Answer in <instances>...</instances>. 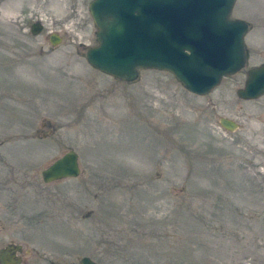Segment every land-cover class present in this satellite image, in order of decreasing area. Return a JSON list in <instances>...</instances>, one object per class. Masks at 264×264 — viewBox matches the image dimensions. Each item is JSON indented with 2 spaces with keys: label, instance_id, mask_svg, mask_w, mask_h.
Here are the masks:
<instances>
[{
  "label": "rangeland",
  "instance_id": "1",
  "mask_svg": "<svg viewBox=\"0 0 264 264\" xmlns=\"http://www.w3.org/2000/svg\"><path fill=\"white\" fill-rule=\"evenodd\" d=\"M92 2L0 0V182L22 186L76 264H264V97L239 98L245 71L198 96L166 71L96 70ZM231 19L249 24L246 70L263 65L264 0H238ZM70 151L80 176L44 183Z\"/></svg>",
  "mask_w": 264,
  "mask_h": 264
},
{
  "label": "water",
  "instance_id": "2",
  "mask_svg": "<svg viewBox=\"0 0 264 264\" xmlns=\"http://www.w3.org/2000/svg\"><path fill=\"white\" fill-rule=\"evenodd\" d=\"M237 0H93L90 13L98 29V46L87 53L96 70L127 83L139 78V70L171 73L190 93L205 96L223 78L240 72L247 62L245 36L248 24L231 20ZM44 26L36 23L32 34ZM53 46L62 42L52 35ZM264 95V66L248 73L239 98ZM235 131L237 124L222 119ZM79 155L66 153L43 172L46 183L78 178ZM83 264H95L83 259Z\"/></svg>",
  "mask_w": 264,
  "mask_h": 264
},
{
  "label": "flooded vegetation",
  "instance_id": "3",
  "mask_svg": "<svg viewBox=\"0 0 264 264\" xmlns=\"http://www.w3.org/2000/svg\"><path fill=\"white\" fill-rule=\"evenodd\" d=\"M245 49L247 66L249 56L247 54L246 46ZM246 66L239 72L242 73L245 71L247 75L245 84L248 81L249 71L255 68L263 67L264 64H261L260 66H252L249 70H246ZM233 76L224 78L221 81V84L225 79ZM221 84L219 86H221ZM262 97H264V95L260 98ZM50 129H54V127L51 125ZM11 134L12 133H10V135L5 133L0 135L1 148H4L5 145L8 146V142L11 141L9 139L11 138ZM7 151L9 152V149ZM0 153H2L1 149ZM43 172L44 170L42 171V179L43 182L46 183L43 178ZM60 181L63 180L51 183H57ZM19 189H22V186H18L16 184L12 185V183L7 181L0 182V264H76L74 259L71 258L70 252L65 250L60 252L59 250L57 251V249L51 247V242L53 240L55 241V239L50 237L56 235L65 237L66 235H63L62 233H48L46 234V237L43 236V234L41 235L40 232L43 230V225H45V220L42 218L43 215H41L40 212H36L38 213L36 215L27 211L33 210L34 205L33 209L26 205L28 193L22 196L20 191H17ZM34 201L36 200L34 199ZM65 232L66 234L72 235L71 231ZM85 258L90 259L95 264H101L92 257H83L78 264H83L82 262Z\"/></svg>",
  "mask_w": 264,
  "mask_h": 264
}]
</instances>
